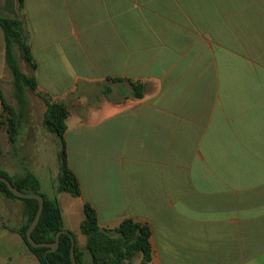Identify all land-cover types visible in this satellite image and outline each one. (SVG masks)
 I'll return each instance as SVG.
<instances>
[{
    "label": "crops",
    "instance_id": "obj_1",
    "mask_svg": "<svg viewBox=\"0 0 264 264\" xmlns=\"http://www.w3.org/2000/svg\"><path fill=\"white\" fill-rule=\"evenodd\" d=\"M0 8L24 19L37 92L69 109L68 165L102 228L148 224L149 264H264V0ZM33 106L13 148L52 153L43 170L56 185L60 144ZM11 152L0 170L15 176ZM16 255L0 252V264H39Z\"/></svg>",
    "mask_w": 264,
    "mask_h": 264
},
{
    "label": "trees",
    "instance_id": "obj_2",
    "mask_svg": "<svg viewBox=\"0 0 264 264\" xmlns=\"http://www.w3.org/2000/svg\"><path fill=\"white\" fill-rule=\"evenodd\" d=\"M16 2L18 11L22 13L25 9V0H16ZM0 27L4 34L5 61L13 75L14 97L17 103L16 107L11 105L0 90L2 107L0 129L5 126L8 141L15 147L21 133L22 110L27 105L28 94H37L46 105L43 125L57 137L60 144V173L57 181V192L79 198L82 196L81 185L74 172L69 168L67 159L65 132L67 130L66 121L70 114L69 109L65 103L37 92L38 84L34 74L37 70V63L32 56L24 19L5 16L0 8ZM20 60L30 67L31 75L23 72ZM129 82L134 88V96L140 98L142 85ZM1 159L2 150L0 147V161ZM0 175L6 177L17 189L23 192L41 194L44 197V210L39 224L32 233V237L37 243H55L57 234L63 230H68L75 238V256L78 264H135V259L138 256L141 257V264L151 262V229L148 224L127 218L122 220L114 229L102 228L99 225L95 208L90 203L85 202L82 206L84 217L80 229L86 238V242L84 247L80 248L75 235L66 226L60 200L56 195L49 197L34 188L28 192L26 189L30 182L34 184L36 182L32 181L29 175L23 177L10 176L2 170H0ZM0 196L23 202V219L15 231L22 237L28 251L36 257L39 264H72L70 257L72 243L68 235L62 234L58 249L49 253H47L48 248H34L28 242L26 233L37 214L39 208L37 200L16 197L3 182H0Z\"/></svg>",
    "mask_w": 264,
    "mask_h": 264
},
{
    "label": "rangeland",
    "instance_id": "obj_3",
    "mask_svg": "<svg viewBox=\"0 0 264 264\" xmlns=\"http://www.w3.org/2000/svg\"><path fill=\"white\" fill-rule=\"evenodd\" d=\"M20 65L24 73L31 75L32 70L30 67L20 60ZM14 79L11 70L5 61V41L4 34L0 27V90L3 92L7 101L16 107V99L14 97ZM34 105L37 114V121L40 123L44 118V109L46 105L43 100L37 96V94H28L27 106ZM46 110V109H45ZM22 125L26 132L29 131L30 125H28L26 120V112L22 113ZM2 131V152L3 158L6 159L10 155L9 151L12 150L11 156L16 164L15 174L18 176L29 175L32 181H36L35 184L30 182L26 190L31 192L34 188L40 190L45 195L50 194H61L57 192L58 182L55 183L49 181L48 172L43 170L46 159L52 157V153L47 157L45 151L41 147L24 149V148H13L10 142H5L3 139V134L7 133L5 126L1 127ZM8 139V137H7ZM52 196V195H51ZM61 207L64 213L67 228L75 235L76 240L80 248H83L86 242V238L83 235L80 224L83 220V209L82 203L79 198L72 197L65 194L60 197ZM22 207L23 202L21 200H12L0 196V252H11L15 254L18 253H29L26 244L24 243L22 237L16 233L20 221L22 218ZM13 232V233H12ZM5 237H7V243H5ZM18 262V263H17ZM15 261V263H21L20 260ZM24 263V261H22Z\"/></svg>",
    "mask_w": 264,
    "mask_h": 264
},
{
    "label": "water",
    "instance_id": "obj_4",
    "mask_svg": "<svg viewBox=\"0 0 264 264\" xmlns=\"http://www.w3.org/2000/svg\"><path fill=\"white\" fill-rule=\"evenodd\" d=\"M0 182H3L8 190L15 195L18 198L21 199H35L39 202V208L37 211V214L33 220V222L31 223V225L29 226L28 230H27V240L28 242L31 244L32 247L34 248H42V247H46L49 250L47 251V253L49 252H53L56 251L59 247V243H60V237L62 234L68 235L71 239V251H70V257H71V261L72 264H78L77 260H76V256H75V238L74 236L68 231V230H63L61 232H59L56 236V241L55 243H37L33 237H32V233L35 230V228L37 227V225L40 222L43 210H44V202L45 199L41 194H36V193H26L23 192L19 189H17L6 177L1 176L0 175Z\"/></svg>",
    "mask_w": 264,
    "mask_h": 264
}]
</instances>
